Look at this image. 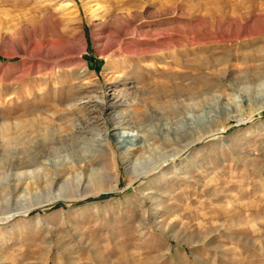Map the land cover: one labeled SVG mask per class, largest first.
Instances as JSON below:
<instances>
[{"label": "rangeland", "instance_id": "374dc122", "mask_svg": "<svg viewBox=\"0 0 264 264\" xmlns=\"http://www.w3.org/2000/svg\"><path fill=\"white\" fill-rule=\"evenodd\" d=\"M263 61L264 0H0V219L109 173L0 223V264H264ZM188 126L221 134L130 186Z\"/></svg>", "mask_w": 264, "mask_h": 264}, {"label": "bare ground", "instance_id": "6f19581e", "mask_svg": "<svg viewBox=\"0 0 264 264\" xmlns=\"http://www.w3.org/2000/svg\"><path fill=\"white\" fill-rule=\"evenodd\" d=\"M16 48L18 50V53L16 52L17 54H14L12 56L7 55V57H16L21 54H26V49H23L19 46H17ZM248 56H250V54ZM248 61L246 60L247 63ZM262 66L264 67V65ZM256 68L258 67L256 66ZM100 104L102 105L103 110L110 109L113 107L112 104H106L104 100L101 101ZM201 128L203 129L202 134L199 133L197 134L193 130L194 128H192L191 126H188L187 129L183 128L182 131H175V132L168 131L171 137H169L168 139L166 138L167 139L166 145H168L170 149L160 150L159 152H157V154L154 157L148 158L147 160H142V161H139L138 159L126 160L125 168L129 176L128 184L130 186L136 183L141 184L149 180L151 176L164 172L167 169L178 165V163H180V161H182L185 157H187V155L194 148H196V146L206 141H209L213 138H216L218 135L221 134V129L219 128H216L214 130H211L210 128L209 129L203 127ZM121 129H122L121 125L118 127L116 126V128L113 129L114 131L112 137L117 149L121 152H125L129 149H131L133 152H138V150H140L144 145L143 144L144 137L142 135H139V133H133V132L121 133L120 132ZM46 137L50 141L53 139L52 138L53 135H50L49 133ZM175 145H177V147ZM62 172L64 171L58 170V173L51 178V185L60 182L61 186L66 188L65 193H57L52 195H49L48 193L46 196L38 195L36 204L34 203V205L29 206L20 212H17L13 216L0 219V223H9L12 219L17 217H27L30 211L34 209H42L47 206L54 205L60 201L71 202L81 199L82 196L84 195V192H82L80 188L84 185L86 180L89 184L95 186L97 190H105L106 183H108L109 181L108 180L109 173L106 169H104V167L100 170L94 167L87 170L83 169L80 172L69 174L67 177H63ZM118 179L119 176L113 175L112 178L113 184H111L107 189L116 190L118 188ZM29 204L31 205L32 203Z\"/></svg>", "mask_w": 264, "mask_h": 264}]
</instances>
